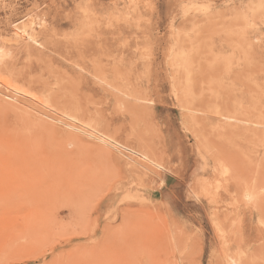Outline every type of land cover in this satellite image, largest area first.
Segmentation results:
<instances>
[{"label": "rangeland", "instance_id": "obj_1", "mask_svg": "<svg viewBox=\"0 0 264 264\" xmlns=\"http://www.w3.org/2000/svg\"><path fill=\"white\" fill-rule=\"evenodd\" d=\"M263 229L264 0H0V264H264Z\"/></svg>", "mask_w": 264, "mask_h": 264}, {"label": "bare ground", "instance_id": "obj_2", "mask_svg": "<svg viewBox=\"0 0 264 264\" xmlns=\"http://www.w3.org/2000/svg\"><path fill=\"white\" fill-rule=\"evenodd\" d=\"M55 46V45H54ZM112 47L113 46H111L109 49H112ZM55 48H57V46H55ZM72 51V50H71ZM107 51V50H106ZM112 51V50H111ZM78 55H80V54H78ZM68 56V55H67ZM94 56H96L95 54H93L92 56L91 55H89V57H87L86 55H81L78 59H75V58H72V57H69V59L73 62V63H76L75 61L76 60H81V61H84V62H87L86 60L88 59L89 61L91 60V62L93 63V67L95 66V62H96V59H94ZM83 63V62H82ZM97 63V62H96ZM79 65H81V64H79ZM84 67H85V65H84ZM99 68V67H98ZM95 70V72H96V75L95 76H101V77H103L104 76V74H103V71L102 70H100V69H97V68H95L94 69ZM100 80H102V79H100ZM24 96H29V97H33L34 99H36V97H34V96H32V95H29V94H27V93H24ZM44 104V103H43ZM196 109V108H195ZM76 110V109H75ZM75 110L74 111H72L73 112V115L74 116H72V117H70L73 121H75V120H77V118H74L75 117ZM197 110V109H196ZM236 110H238V108H236ZM235 110V112H226V113H220L221 115H222V117H225V118H228V119H231V118H237V116H240L239 115V113H238V111H236ZM78 111V110H77ZM80 111V110H79ZM77 112L78 114H80V112ZM75 112V113H74ZM78 116V115H77ZM69 117V116H68ZM80 117H81V114H80ZM67 123V122H66ZM74 124V123H73ZM71 125V126H74V125ZM65 125H68V126H70L68 123L67 124H65ZM70 126V127H71ZM76 126V125H75ZM74 126V127H75ZM74 127H72V128H74ZM77 127H75V129H76ZM77 131H80L79 129H76ZM81 130H82V128H81ZM84 133V132H83ZM86 133V132H85ZM63 134V133H62ZM68 134V133H67ZM89 135L91 138H94V139H96V140H99V141H103V142H107L108 143V141L106 140L107 138H103V137H101V136H99V135H97L96 133H94V132H87L86 133V135ZM67 137V139H68V142H71V143H73V144H76V143H78V144H80V143H82L81 141L83 140V139H81V138H78V137H76V136H74V134H70V136H65V138ZM117 145V143L116 142H113L112 141V143H108V145H110V146H116ZM95 145L97 146V149H100V147H99V145H97L96 143H95ZM108 147V146H107ZM94 148V147H93ZM97 149H95L94 148V150H96L97 151V153H99L98 152V150ZM101 150V149H100ZM109 151V150H108ZM101 152V151H100ZM108 153V152H107ZM100 154V153H99ZM109 154V153H108ZM101 155H102V153H101ZM108 156V155H107ZM106 157V156H105ZM109 157V156H108ZM228 194H230L229 193V191L227 192ZM252 193L253 192H250V191H245V196L247 197V198H252ZM254 194V193H253ZM254 195H256V194H254ZM257 197V196H256ZM259 197V196H258ZM250 198V199H251ZM249 200V199H248ZM256 200H257V198H256ZM252 201V200H251ZM235 203V202H234ZM218 204V203H217ZM256 205V204H255ZM250 206V205H249ZM240 207V206H239ZM241 210H242V208H241ZM243 213V212H242ZM238 218H240L239 216H240V214H241V212L239 211V208H238ZM242 216V215H241ZM242 219V218H241ZM242 220H244V219H242ZM241 220V221H242ZM242 223V222H241ZM221 227V226H220ZM218 230H219V228H218ZM221 230H219V232H220ZM259 235H264V229L263 230H261V231H259ZM222 238L224 239V235L222 234ZM237 245H236V248H234V249H237V251H238V253L235 255V259H232L233 257H232V253H233V250H227V252L225 253V257H224V264H231V262H230V260H232V262L234 263V264H250V262L247 260V258L244 256V254L245 253H247V250H246V244L248 243L247 242V240L245 239V237H244V235L243 234H241L240 235V237L238 238V240H237ZM231 258V259H230ZM230 259V260H229ZM237 260L239 261V263H237Z\"/></svg>", "mask_w": 264, "mask_h": 264}]
</instances>
